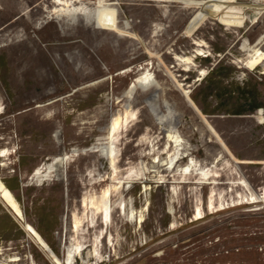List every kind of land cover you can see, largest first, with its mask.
<instances>
[{"label":"rangeland","instance_id":"374dc122","mask_svg":"<svg viewBox=\"0 0 264 264\" xmlns=\"http://www.w3.org/2000/svg\"><path fill=\"white\" fill-rule=\"evenodd\" d=\"M65 1L0 0V149L13 151L0 181L17 201L0 190V264H58L19 209L59 264H264V65L244 67L241 49L264 32V0H81L104 8L89 19ZM144 71L161 85L159 116L167 102L174 116L160 122L150 89L126 95ZM169 131L182 143L171 169L203 167L210 181L166 170Z\"/></svg>","mask_w":264,"mask_h":264},{"label":"bare ground","instance_id":"6f19581e","mask_svg":"<svg viewBox=\"0 0 264 264\" xmlns=\"http://www.w3.org/2000/svg\"><path fill=\"white\" fill-rule=\"evenodd\" d=\"M230 1L231 0H212L210 2V4H211L212 7L216 8L217 10H223L224 8H226L229 5ZM58 2L60 4L62 2V0H58ZM65 2L68 4V7H69L68 12H70V15L74 16V19H77V16L79 14H82L83 16H85L86 18L89 19V18H92V17L93 18H98L99 16H101L104 13V8L96 9L94 11L88 10V8L86 6H84L85 3H82L81 0H66ZM77 3H80L81 5L77 4ZM62 9H64V8H62ZM91 22H92V20H91ZM194 43L197 46H201V44H202V42L199 41V40H196ZM248 43L247 42H243L242 45H241L242 46L241 49L246 52L245 53L246 57L242 60L243 66L246 67V68H249V69H255V68H257L260 65H264V52L262 51V49L260 47V45L262 43H264V32L261 34V36L259 37L258 41L255 44L251 45V44H248ZM203 54H204V50L198 47L196 49V51L194 52V54H192V56H197L198 57V56L203 55ZM178 57L180 58L181 61H184V62H186L188 64H189V61L192 59L191 56H185V57L178 56ZM139 87L151 90V92H152L151 93V97H148L147 100L150 103V106H151L154 114L158 115V119L160 120V122L163 121V119L165 117L169 116V115H173V116L175 115L174 114L175 112H174L172 106L167 102V103H165V106H166V109L168 111V114H166V115L161 114L159 116L160 112H159L158 94H159V90L161 88V85H160L159 81H157L155 78H152L150 71H144L141 75L137 76L130 83L129 88L126 91V95L129 96V97H132L133 94L135 93V91ZM1 113H2V110H1V107H0V115H1ZM132 115H135V113L132 112ZM131 118L133 119V116ZM174 118H176V117H174ZM164 122H166V121H164ZM122 125H123V123H122L121 120H119V118L115 119L113 121V123L111 124L110 129H109L110 135L113 136L115 134V132ZM168 142L171 145H170V147L168 149L169 143H167V147H165V150H166V153H169V155L164 160V163H165L167 171L171 172V174H173V175L180 174V176L182 178H186L187 176L190 177L192 175H195V176L198 175L199 176L198 182H200V183H204V182L210 181V178L212 176H214V174L210 175L208 173L209 169L205 170V168H203V167L193 168V169H191V172L189 171L190 172L189 174H187L185 170H187L190 167V164L185 165L184 169L182 167H180V165H179L180 169L177 168V165H175L171 169L174 157L176 156V154L179 153L182 143H181V140H180V136L177 133H173L172 131H169V133H168ZM171 142H174V145ZM76 151L77 150H73L74 153ZM12 152L13 151H11L9 148H2V149H0V156L1 157H7L8 155L12 154ZM101 152L103 154L105 152L108 153L109 158L114 159V153H113L114 150L111 147L107 150L106 146L104 145L101 148ZM69 156H70L69 153H63V154L55 156L53 158V160L51 161V163L49 165V168H52L53 171H56L57 172L56 174H57L58 177L61 175V172H63L65 170L66 160H67V158ZM155 158H154V160H155ZM158 158H156V159H158ZM158 160L160 161L161 159H158ZM34 176H40L42 178V180H47L50 177V175L47 172L44 173L42 171V167H40V166L35 169ZM207 176H209V178H207ZM128 177H130V175ZM205 179H207V180H205ZM145 187H146V185H145ZM0 190H1V193L4 196H8V197H10V199L13 200L12 205H13V207H16L17 206V201L15 199V196L10 192V190L8 189L6 184L3 183L2 181H0ZM174 190H175V188H174ZM85 202L86 201L84 200L83 204L87 205V203H85ZM208 204H209V202H208ZM210 204H211V206H213V202H211ZM103 211H104V215H103L104 223H105V225H109L110 222H111V219H112L111 208L109 206H106V208ZM202 214H203V211L200 208V206H198L194 215L196 216V218H198V217L202 216ZM15 216L18 219H20L21 221H24L25 228H26V230H28V234L30 235V237L42 249H44L45 251L49 252L50 258L52 257V259H54L56 262H58V264L62 263V260L56 254H53L51 252L48 243H46V241L43 239V237H41L38 234V232L31 225H29L28 223H25V214H24L23 210L19 209L17 211V213L15 212ZM140 217H141V215H140ZM139 219H140V221L142 220V218H139ZM74 221H75L74 227H76V229L78 230L79 226L81 224V222H80L81 220L76 218ZM74 241H75V239H74ZM77 242H78V240H77ZM77 242L76 243H72L68 247L69 253H68V257H66L67 261L74 260V257L77 254H81L82 250L85 248L84 245L77 244ZM16 260L17 259L15 257V258H11L9 261H16ZM74 262H67V264H73Z\"/></svg>","mask_w":264,"mask_h":264}]
</instances>
